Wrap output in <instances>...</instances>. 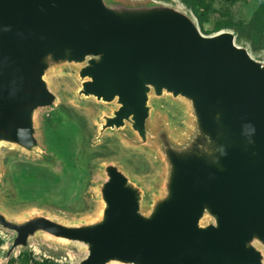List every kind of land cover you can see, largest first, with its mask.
<instances>
[{
	"label": "water",
	"instance_id": "water-1",
	"mask_svg": "<svg viewBox=\"0 0 264 264\" xmlns=\"http://www.w3.org/2000/svg\"><path fill=\"white\" fill-rule=\"evenodd\" d=\"M236 37L176 0H0V150L41 155L65 105L134 159L94 165L83 217L0 206L4 261L41 239L77 264H264V55Z\"/></svg>",
	"mask_w": 264,
	"mask_h": 264
},
{
	"label": "rangeland",
	"instance_id": "rangeland-1",
	"mask_svg": "<svg viewBox=\"0 0 264 264\" xmlns=\"http://www.w3.org/2000/svg\"><path fill=\"white\" fill-rule=\"evenodd\" d=\"M176 1L191 13L202 33L232 30L236 44L246 43L253 57L264 55V33L250 28L257 10L253 0ZM240 28L242 37L236 31ZM69 91L68 84L56 86V93ZM38 136L43 148L39 156L0 150V206L10 213L36 209L65 219L83 217L97 180L95 164L115 161L132 169L134 159L121 150L108 149L106 143L95 144L86 119L65 105L39 113ZM11 239L12 234L0 228V264H77L83 257L76 248L39 239L4 261Z\"/></svg>",
	"mask_w": 264,
	"mask_h": 264
},
{
	"label": "trees",
	"instance_id": "trees-1",
	"mask_svg": "<svg viewBox=\"0 0 264 264\" xmlns=\"http://www.w3.org/2000/svg\"><path fill=\"white\" fill-rule=\"evenodd\" d=\"M253 1L257 5V10L253 13L250 20V28L260 33H264V0ZM236 31H238L241 37L244 36V32L241 28Z\"/></svg>",
	"mask_w": 264,
	"mask_h": 264
}]
</instances>
